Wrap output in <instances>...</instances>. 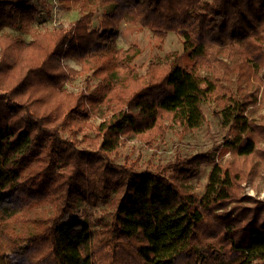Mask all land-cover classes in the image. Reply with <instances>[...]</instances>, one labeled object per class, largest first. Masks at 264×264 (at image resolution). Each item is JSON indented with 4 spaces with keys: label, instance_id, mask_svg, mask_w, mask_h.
Here are the masks:
<instances>
[{
    "label": "trees",
    "instance_id": "1",
    "mask_svg": "<svg viewBox=\"0 0 264 264\" xmlns=\"http://www.w3.org/2000/svg\"><path fill=\"white\" fill-rule=\"evenodd\" d=\"M61 1L80 15L39 30L47 0H0V264H264V201L241 193L264 172V0ZM119 20L175 32L181 55L139 72ZM212 100L221 142L141 170L115 162L129 141L200 127ZM99 202L94 230L82 206Z\"/></svg>",
    "mask_w": 264,
    "mask_h": 264
},
{
    "label": "rangeland",
    "instance_id": "2",
    "mask_svg": "<svg viewBox=\"0 0 264 264\" xmlns=\"http://www.w3.org/2000/svg\"><path fill=\"white\" fill-rule=\"evenodd\" d=\"M98 0H89L88 4H94ZM47 6H40L34 27L39 30L51 29L58 23L65 25L80 15L78 4H69L61 0H47ZM102 20V11H99L93 22L98 25ZM118 29L116 46L128 48L136 46L134 63L143 72L144 65L150 61L163 62L178 58L182 53L183 38L175 32H169L164 38L155 37L152 32L144 27L125 23L123 20L115 22ZM10 32L16 33L13 30ZM167 54H172L171 58H166ZM66 66L78 69L79 65L72 59H65ZM83 85L82 77L72 76L65 84L70 91H76ZM204 121L198 128L184 129L182 126L169 128L162 140L156 141L154 146H149L142 141H129L125 143L115 157V162L123 164L133 162L137 169L150 168L153 165L164 163L173 159L176 155L189 156L199 152H204L213 145L221 142L224 137L225 129L220 125L221 112L220 100H212L202 105ZM264 114V108L254 110V116L259 117ZM229 152L223 155L216 154V162H224L230 159ZM209 165H202L192 180V184L202 190L205 182ZM241 193L257 200L264 201V172L256 177L249 178L241 183ZM105 203L99 202L96 207L82 206L87 211V220L93 229L96 230L94 220L104 214ZM83 209V210H84ZM82 212V209L79 211Z\"/></svg>",
    "mask_w": 264,
    "mask_h": 264
}]
</instances>
